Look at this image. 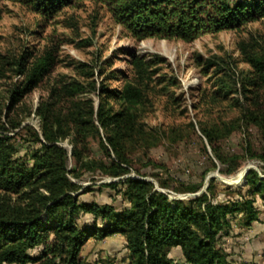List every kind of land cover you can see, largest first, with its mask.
<instances>
[{
	"label": "trees",
	"instance_id": "obj_1",
	"mask_svg": "<svg viewBox=\"0 0 264 264\" xmlns=\"http://www.w3.org/2000/svg\"><path fill=\"white\" fill-rule=\"evenodd\" d=\"M12 1L44 20L82 0ZM92 1L104 8L121 32L137 40L191 41L264 19V0ZM29 47L12 57L0 55V79L8 77V71L18 77L7 88L0 84V264H82L79 253L89 236L114 233L124 238L126 264H229L222 238L231 232L232 220L244 227L258 220L255 195L262 200L264 213V177L249 169L244 190L226 188L223 191L232 196L220 198L212 176L204 191L183 199L163 191L165 181L156 185L137 169V176L129 175L134 156L145 155L159 140L144 120L148 107L160 96L175 100L170 88L178 84L177 78L156 75L165 59L124 50L127 70H105L110 60H103L96 70L99 82L91 65L78 62L81 79L50 82L45 96L31 109L21 107L22 99L49 74L54 60L49 53L32 57ZM237 50L249 67L241 73L239 89H234L238 96H231L230 77L224 72L214 90L208 94L203 90L204 102L229 100L264 142V48L250 39L239 41ZM199 61L198 56L193 65ZM119 79L120 85H109ZM31 113L38 118L37 128L24 123ZM233 128H200L215 158L221 163L233 161L227 174L236 170L238 156L224 158L215 142ZM64 140L70 152L61 145ZM245 151L252 152L247 147ZM256 156L264 160V151ZM209 159L210 168H215ZM92 172L116 178L99 186L120 193L127 206L117 210L112 204L80 201L79 195L91 186L82 187L78 180ZM202 185L201 181L183 184L175 190L195 193ZM80 213L90 214L102 225L79 227ZM173 247L179 248L180 259L169 256ZM35 248L38 253H30Z\"/></svg>",
	"mask_w": 264,
	"mask_h": 264
},
{
	"label": "rangeland",
	"instance_id": "obj_2",
	"mask_svg": "<svg viewBox=\"0 0 264 264\" xmlns=\"http://www.w3.org/2000/svg\"><path fill=\"white\" fill-rule=\"evenodd\" d=\"M250 39L264 48V19L249 22L240 29L221 30L191 41L173 38L137 40L121 32L104 8L92 0H82L73 7H65L44 20L19 2L0 0V55H18L29 45L32 57L49 53L54 60L49 74L37 88L23 97V108L34 109L39 99L45 96V88L50 82L81 79V74L76 69L78 62L91 65L95 69L94 78L99 82L101 78L97 77L96 70L103 60H110V65L105 70H127L128 55L123 53L124 50H133L135 54L145 55L147 58L150 54H157L165 59L156 75H174L177 78L178 84L170 88L175 100L160 96L148 107L144 120L157 133L159 140L145 155L139 153L134 156L129 175L137 176V169L156 185L159 180L165 181L167 186L161 189L170 197H192L190 192H178L175 189L183 184L200 181L208 184V179L213 176L218 183V197L227 198L232 194L223 191L226 188L244 190V177L241 180V176L239 182L234 183L232 180L247 167L264 177V160L256 156L264 151V142L258 130L244 122L238 108L231 106L229 100L204 102L207 97H203L202 93L203 90L206 94L214 90L216 79L224 77L225 72L229 74L228 82L233 88L231 96H238L234 89H239L241 73L246 72L249 67L240 60L237 43ZM198 56L200 61L194 66V60ZM207 62L211 65L203 70ZM6 74L8 77L0 79L4 88L18 79L10 71ZM121 82V79L114 80L109 85L116 86ZM90 95L96 100L94 93ZM24 123L37 128L39 121L31 113ZM226 125L234 128L227 136L217 140L215 145L226 159L231 155L238 156L237 168L231 174L224 172L233 161L219 162L200 131L201 126ZM61 145L70 152L67 140L61 142ZM246 147L252 152L245 151ZM22 148L20 147L21 152ZM93 148L98 154L96 146ZM209 158L216 165L213 169L210 168ZM72 166L73 160L69 157L67 167ZM203 172L205 174L202 176ZM216 175L231 184L222 182ZM112 180L116 178L101 176L97 172L84 173L78 183L82 187L91 186V190L80 194L79 200L112 204L117 210L127 206L120 193L99 186ZM254 205L259 211L257 221L263 225L256 224L252 232H246V227L239 226L236 220H232L231 232L222 238V248L227 253L229 264H264L263 202L257 195ZM76 222L79 227L88 229L102 225L99 219L94 220L88 213L77 215ZM39 250L35 248L30 253L36 254ZM126 255L122 235L114 233L103 238L92 235L82 246L79 260L82 264H126ZM169 256H176L174 249H170Z\"/></svg>",
	"mask_w": 264,
	"mask_h": 264
},
{
	"label": "crops",
	"instance_id": "obj_3",
	"mask_svg": "<svg viewBox=\"0 0 264 264\" xmlns=\"http://www.w3.org/2000/svg\"><path fill=\"white\" fill-rule=\"evenodd\" d=\"M261 220V219H260ZM259 221V220H258ZM258 221H254L249 227H246L245 229H247L246 230V232H252L253 231V229H255V225L257 224V225H263V224H260ZM172 249H174V251H175V254H176V256L174 257V258H176V259H180V254H179V248L178 247H173V248H171V250Z\"/></svg>",
	"mask_w": 264,
	"mask_h": 264
},
{
	"label": "water",
	"instance_id": "obj_4",
	"mask_svg": "<svg viewBox=\"0 0 264 264\" xmlns=\"http://www.w3.org/2000/svg\"><path fill=\"white\" fill-rule=\"evenodd\" d=\"M248 170H249V167H247L246 170L244 171L241 180L243 179V177L245 176V174L247 173ZM216 177H217L219 180H221L222 182H224V183L231 184V183L228 182L227 180L222 179L219 175H216ZM206 186H207V184H203L202 187H201L197 192L192 193L191 195H192V196H196V195L200 194L202 191H204V189L206 188ZM177 198H179V197H177Z\"/></svg>",
	"mask_w": 264,
	"mask_h": 264
},
{
	"label": "bare ground",
	"instance_id": "obj_5",
	"mask_svg": "<svg viewBox=\"0 0 264 264\" xmlns=\"http://www.w3.org/2000/svg\"><path fill=\"white\" fill-rule=\"evenodd\" d=\"M246 169L245 168H243L238 174H237V176L232 180V182H239L240 181V177L243 175V173H244V171H245Z\"/></svg>",
	"mask_w": 264,
	"mask_h": 264
}]
</instances>
